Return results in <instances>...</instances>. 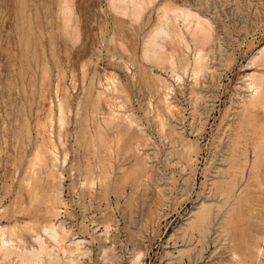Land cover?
I'll return each mask as SVG.
<instances>
[{
	"label": "rangeland",
	"instance_id": "374dc122",
	"mask_svg": "<svg viewBox=\"0 0 264 264\" xmlns=\"http://www.w3.org/2000/svg\"><path fill=\"white\" fill-rule=\"evenodd\" d=\"M112 1L0 0V264H264V0Z\"/></svg>",
	"mask_w": 264,
	"mask_h": 264
},
{
	"label": "bare ground",
	"instance_id": "6f19581e",
	"mask_svg": "<svg viewBox=\"0 0 264 264\" xmlns=\"http://www.w3.org/2000/svg\"><path fill=\"white\" fill-rule=\"evenodd\" d=\"M145 0H113L112 2H116L117 3V5H119L118 6V8L120 9V10H122L123 12H125V10L126 9H128V6H132V10H137V9H141V7L143 6V2H144ZM150 1V0H149ZM111 4V3H110ZM116 5V6H117ZM141 6V7H140ZM114 7V6H113ZM127 7V8H126ZM164 10V12L162 13L163 14V16H162V18L163 17H165L164 19H167L168 20V22H169V19L167 18L168 16H166L167 14H166V11H168V10H170L168 7H164L163 9H162V11ZM176 10V9H175ZM178 10V9H177ZM118 11V10H117ZM127 11V10H126ZM140 11V10H139ZM171 11V10H170ZM180 11V10H179ZM132 12V11H131ZM173 12V11H172ZM176 12V11H175ZM183 12V11H182ZM186 12V11H185ZM127 13V12H126ZM125 13V14H126ZM134 13H136V11L134 12ZM132 14V13H131ZM178 14V13H177ZM183 14V13H182ZM182 14H181V16H182ZM130 15V14H129ZM138 14L136 13V16H137ZM188 15V14H187ZM186 15V16H187ZM178 16H180V14H178ZM185 16V15H184ZM189 16V15H188ZM161 17V16H160ZM198 17V16H197ZM135 18V17H134ZM182 18V17H181ZM160 19V18H159ZM193 19H195V18H193ZM163 20V19H162ZM185 20H187V19H185ZM161 21V20H160ZM166 21V20H165ZM162 22V21H161ZM203 23V22H202ZM167 24V23H166ZM169 24V23H168ZM187 24V23H186ZM165 25V24H164ZM198 25H199V23H198ZM206 25V24H205ZM158 26V25H157ZM166 27V26H165ZM173 29V28H172ZM167 29H165L164 27H162V26H159V27H157V29H156V31L154 32V35L155 36H161L162 34L163 35H165V34H167ZM185 31V30H184ZM189 31V30H188ZM153 33V32H152ZM168 33H170V35L172 36H169L168 34L167 35H165V36H169L170 38H169V40L171 39V38H173L172 39V41L173 40H176L177 42H178V44H179V42H180V37H179V35L175 32V30H170V31H168ZM189 33V32H188ZM160 34V35H159ZM210 34V33H209ZM153 35V36H154ZM190 35V34H189ZM192 35V34H191ZM202 35V34H201ZM154 36V37H155ZM181 36V35H180ZM204 36V35H203ZM206 36V35H205ZM162 37V36H161ZM199 37V36H198ZM202 37V36H201ZM151 38V37H150ZM160 38V37H159ZM192 38V37H191ZM147 39V38H146ZM203 40V39H202ZM192 41V40H191ZM205 41V40H204ZM149 42V41H148ZM170 42V41H169ZM175 42V41H174ZM197 42V41H196ZM212 43V42H211ZM151 44V43H150ZM171 44V43H170ZM169 44V45H170ZM185 44V43H184ZM204 44V43H203ZM208 44V43H207ZM177 45V44H176ZM202 45V44H201ZM150 46V45H149ZM152 46H154V45H152ZM156 46V45H155ZM160 46V45H159ZM186 46V45H185ZM146 48V47H145ZM144 48V49H145ZM184 48H186V47H184ZM147 49V48H146ZM151 49V48H150ZM154 49H156V48H154ZM178 49V48H177ZM155 51V50H154ZM211 51V50H210ZM155 53V52H154ZM180 53V52H179ZM261 53V52H260ZM263 53V52H262ZM144 54V53H143ZM153 54V53H152ZM199 53H197V57H196V59H195V64H194V67H193V71H195L194 73H196V71H199V73L201 72V70H203L204 68H205V64L204 63H202V59H203V57L201 56V55H198ZM143 56V55H142ZM146 56H148L147 55V53H146ZM152 56V55H151ZM157 56V55H156ZM179 56V55H178ZM163 57V56H162ZM153 58V57H152ZM151 58V59H152ZM155 58V57H154ZM153 58V59H154ZM180 58V57H179ZM205 58V57H204ZM171 59V58H170ZM169 59V63L171 64L172 63V60H170ZM178 59V58H177ZM181 60H182V58H180ZM154 60H156V59H154ZM157 60H160V58H158ZM156 60V61H157ZM161 61V60H160ZM177 61H179V59L177 60ZM179 62H181V61H179ZM164 63V62H163ZM162 63V64H163ZM181 63H184V62H181ZM167 64V63H166ZM173 64V63H172ZM180 64V63H179ZM186 64V63H185ZM204 64V65H203ZM253 65V64H252ZM162 66V65H161ZM179 66V65H178ZM181 66V65H180ZM174 67V66H173ZM181 67H183V65L181 66ZM161 68V67H160ZM172 69V68H171ZM183 69V68H182ZM185 69V68H184ZM175 70V69H174ZM145 72V71H144ZM174 72V71H173ZM185 73V72H184ZM203 73V72H202ZM250 76H252L251 74H250ZM249 76V77H250ZM155 77V76H154ZM157 78H158V76H156ZM253 77V76H252ZM151 79V78H150ZM159 79V78H158ZM197 79V78H196ZM252 79V78H251ZM254 79V78H253ZM159 80H161V79H159ZM255 80V79H254ZM252 81V85L250 86V87H248L249 89H250V94H249V96L247 95V100L245 101L246 102V104L248 105V104H252V103H254V102H256V100H258V98H260L259 96H260V94H261V89H262V87L261 86H263L262 84L260 85V83L262 82L261 81V79L259 80L260 81V83L256 80V81ZM161 83V82H160ZM197 83V82H196ZM167 84V83H166ZM251 84V83H250ZM162 85V84H161ZM165 85V84H164ZM160 86V85H159ZM162 87V86H161ZM158 88V87H157ZM161 89V88H160ZM248 89V90H249ZM95 92V91H94ZM159 92V91H158ZM191 93V92H190ZM162 95V94H161ZM165 95V94H164ZM164 97V96H163ZM191 97V96H190ZM242 97V96H241ZM163 99V98H162ZM259 101V100H258ZM167 102V101H166ZM169 102V101H168ZM160 104V103H159ZM63 107V106H62ZM248 107V106H247ZM171 109H169L168 111H170ZM167 111V112H168ZM94 112V111H93ZM85 113V112H84ZM80 114V113H79ZM164 115V114H163ZM167 115V114H166ZM61 117V116H60ZM244 117V116H243ZM60 119V118H59ZM125 119V118H124ZM159 119V118H158ZM98 120V119H97ZM60 121V123H61V121H63V120H59ZM99 125V124H98ZM125 125V124H124ZM129 125V124H128ZM169 125V124H168ZM86 127V126H85ZM129 129V128H128ZM161 132V131H160ZM159 132V133H160ZM176 132V131H175ZM28 133V132H27ZM90 133V132H89ZM88 135V134H87ZM134 135H136V134H134ZM161 136V135H160ZM44 140V139H43ZM64 143V142H63ZM63 143H62V145H63ZM80 146V145H79ZM104 146V145H103ZM144 147V146H143ZM52 148V147H51ZM40 150V149H39ZM263 152V151H262ZM43 153V152H42ZM37 154V153H36ZM34 155L36 158H38V156L37 155ZM54 156V155H53ZM100 156V155H99ZM42 157V156H41ZM54 158V157H53ZM56 159V158H55ZM139 159V158H138ZM33 160V159H32ZM35 160H37V159H35ZM53 160V159H52ZM137 160V159H136ZM141 161V160H140ZM38 162V161H37ZM137 163V162H136ZM141 164V163H140ZM33 166V165H32ZM51 167V166H50ZM138 168H139V164L137 163V164H135L134 165V167L132 168V170H131V175H132V178H133V180H136V181H138L139 180V178H138V176H136V173H137V170H138ZM145 168V167H144ZM50 169H52V168H50ZM220 170V169H219ZM35 171V170H34ZM139 171V170H138ZM27 172V171H26ZM128 174H129V172H127ZM126 174V173H125ZM29 175V174H28ZM27 175V176H28ZM131 175H128V176H131ZM145 175V174H144ZM126 177H127V175L123 178L124 179V182H126L125 181V179H126ZM145 177V176H144ZM127 179L129 180V177H127ZM146 179V178H145ZM36 180V179H35ZM59 180V179H58ZM83 181V180H82ZM88 182V181H87ZM107 182V181H106ZM123 182V181H122ZM123 182V183H124ZM57 183V182H56ZM219 184V183H218ZM21 187V186H20ZM22 188V187H21ZM39 189V188H38ZM20 192V191H19ZM135 193V192H134ZM25 194V193H24ZM56 196V195H55ZM59 196V195H58ZM36 198V197H35ZM60 198V197H59ZM58 198V202L60 201V199ZM55 199V198H54ZM55 200V201H56ZM50 201V200H49ZM39 202V201H38ZM46 202V201H45ZM52 202H53V205H52V203L50 204H46V205H44V212H45V214H43V215H45V219L46 218H50L51 217V219L54 217L55 218V216H57L58 215V213L60 214V211L57 213L55 210H54V201L52 200ZM57 203V202H56ZM59 203H61V202H59ZM40 205V204H39ZM63 205V204H62ZM38 206V205H37ZM41 207V206H40ZM221 208V207H220ZM58 209V208H57ZM205 209V206L204 205H201L200 207H199V212H201L202 210H204ZM236 210V209H235ZM42 211V210H41ZM198 212V213H199ZM195 215H197V213L195 214L194 213V216ZM226 215V214H225ZM228 215V214H227ZM53 216V217H52ZM107 217V216H106ZM237 217V216H236ZM223 218H225V217H223ZM57 219V218H56ZM55 219V220H56ZM254 220V219H253ZM48 221V222H47ZM46 222L47 223H49L48 224V226H43L44 228H43V232L47 235V237L51 240V241H53L56 245H61L64 241H66L65 240V238H66V235H67V232H66V230H64L63 228H61V224L60 225H58V226H60V228H61V233H62V235H60L58 232H57V229L59 228H55V226H54V224H52L51 222H50V219L49 220H47ZM264 221V220H263ZM263 221H262V223H263ZM224 223V222H223ZM225 224V223H224ZM260 224H261V222H260ZM107 226V225H106ZM230 226V225H229ZM57 227V226H56ZM226 229H227V227H226ZM15 230H16V228H15ZM106 230V229H105ZM207 233V232H206ZM14 234V233H13ZM44 234V235H45ZM37 236V235H36ZM1 237H3V235L1 236ZM220 237V236H219ZM231 237V236H230ZM36 239V242H37V244H38V249H32V250H23V251H19V249H18V259L20 260V262H21V264H23V263H28L29 264V262L31 263V264H36L37 263V261L39 260V255H42L41 253H46V254H48V250H46V246L44 245L45 243H43V239H42V237H40V236H37V237H35ZM235 238V237H234ZM245 238V237H244ZM67 239V238H66ZM233 240V239H232ZM1 243H2V245H1ZM6 243H8L7 241H5V240H1V242H0V251H3V252H5V253H7V252H9L10 253V249L13 251V249L15 248L14 246V248L12 247V248H7L6 247ZM10 244H8V245H11V244H13V243H11V242H9ZM65 243V242H64ZM76 245L78 244L77 242L75 243ZM78 246V245H77ZM10 247V246H9ZM79 247V246H78ZM137 248V247H136ZM15 250H16V248H15ZM252 250V249H251ZM63 251V250H62ZM75 251V250H74ZM78 251V250H77ZM3 252H2V254H3ZM12 253V252H11ZM258 253V252H257ZM71 254V253H70ZM4 255V254H3ZM9 255V254H8ZM49 255V254H48ZM13 256V255H12ZM7 257V256H6ZM237 257V256H236ZM232 260V259H231ZM41 262V261H40ZM222 262V261H221ZM255 263H256V261H255ZM227 264V263H226Z\"/></svg>",
	"mask_w": 264,
	"mask_h": 264
}]
</instances>
